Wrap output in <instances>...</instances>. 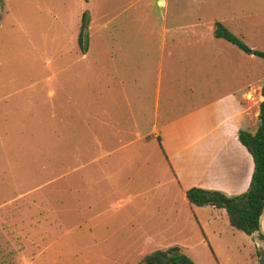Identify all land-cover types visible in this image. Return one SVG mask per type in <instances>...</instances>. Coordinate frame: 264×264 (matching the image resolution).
<instances>
[{
	"label": "rangeland",
	"instance_id": "obj_1",
	"mask_svg": "<svg viewBox=\"0 0 264 264\" xmlns=\"http://www.w3.org/2000/svg\"><path fill=\"white\" fill-rule=\"evenodd\" d=\"M216 21L264 52V0H0V264H141L174 246L194 264H245L255 246L249 235L228 224L232 233L220 235L187 210L184 229L146 227L142 198L125 200L130 192L97 180L96 160L113 150L107 137L98 145V108L112 104L104 97L141 88L155 105L160 80L159 122L198 104L164 99L166 88L185 85L168 68L172 46L191 36L175 32L199 31L201 46H232L214 37Z\"/></svg>",
	"mask_w": 264,
	"mask_h": 264
},
{
	"label": "crops",
	"instance_id": "obj_2",
	"mask_svg": "<svg viewBox=\"0 0 264 264\" xmlns=\"http://www.w3.org/2000/svg\"><path fill=\"white\" fill-rule=\"evenodd\" d=\"M185 29L175 35L187 38L190 34L191 38L179 41L182 45L179 44L177 49L172 46L177 56L168 68V72L179 69L182 72L178 74L180 79L173 82L179 85L182 80L180 85H185L177 89L166 88L164 99L198 101V104H188V108L170 113L159 122L160 80L155 105L151 95L141 88H134L132 92L120 88V93L111 96L114 100L110 96L104 97L112 104L98 108V145L111 140L109 147L113 150L102 151L96 160L97 180L108 182L112 189L114 186V192H130L125 200L142 198L143 204L137 210L145 215L146 227L184 229V211L187 210L193 214L197 225L216 228L220 235L222 230L230 234L229 230L235 228L230 225L224 209L192 205L186 198V191L200 188L230 197L248 190L254 165L249 152L238 140V132L254 134L257 130L259 105L264 100L261 95L264 60L246 54L230 42L232 46H201L196 40L200 32ZM170 38L172 41L174 36ZM249 60L253 61L251 67ZM119 82L122 85L123 82ZM169 110L170 106H167L164 111ZM94 139L96 141V136ZM153 139L159 142L158 150ZM153 150L156 155L152 154ZM117 152L119 155L115 154ZM153 164L161 173L159 177L153 176ZM127 175L129 179L125 183L118 181ZM259 222L264 235V210ZM227 224L230 229L225 227ZM249 248L245 264H257V250L251 244Z\"/></svg>",
	"mask_w": 264,
	"mask_h": 264
},
{
	"label": "trees",
	"instance_id": "obj_3",
	"mask_svg": "<svg viewBox=\"0 0 264 264\" xmlns=\"http://www.w3.org/2000/svg\"><path fill=\"white\" fill-rule=\"evenodd\" d=\"M89 19V14L84 12L78 34V43L82 53L87 52ZM214 35L216 38H223L237 46L246 54L255 55L264 60V52L250 49L229 30L225 29L221 23H215ZM261 95L264 98V81ZM257 117H259V123L254 134L246 131L238 132V140L249 152L254 165L248 190L244 194L234 197H227L220 192L200 188H190L186 191V198L190 204L195 206L210 205L224 209L230 225L249 236L255 230L260 232L259 219L264 210V100L259 105V116ZM260 237L264 238L261 232ZM141 264L194 263L182 254L178 247H172L166 250H156L145 255L141 260Z\"/></svg>",
	"mask_w": 264,
	"mask_h": 264
},
{
	"label": "water",
	"instance_id": "obj_4",
	"mask_svg": "<svg viewBox=\"0 0 264 264\" xmlns=\"http://www.w3.org/2000/svg\"><path fill=\"white\" fill-rule=\"evenodd\" d=\"M251 238L255 244L256 250L258 252V263L264 264V238L260 237V232L258 230L253 231Z\"/></svg>",
	"mask_w": 264,
	"mask_h": 264
}]
</instances>
